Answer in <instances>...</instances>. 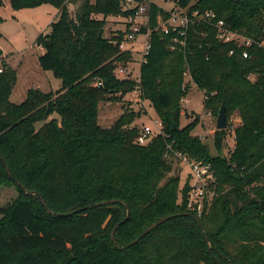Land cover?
Returning <instances> with one entry per match:
<instances>
[{
	"label": "trees",
	"instance_id": "obj_1",
	"mask_svg": "<svg viewBox=\"0 0 264 264\" xmlns=\"http://www.w3.org/2000/svg\"><path fill=\"white\" fill-rule=\"evenodd\" d=\"M8 2L15 11L41 4L56 9L49 31L35 44L45 51L41 68L61 86L46 93L31 87L22 103L11 102L16 72L0 51V182L18 191L14 203L0 206V264H264V0H175L174 6L214 12L253 41L248 49L220 42L216 28L206 24L192 25L184 47L172 49L171 39L181 37L160 31L168 12L150 4L151 48L140 67L139 98L161 121L162 134L146 145L136 143L141 111L126 108L108 128L98 120L102 102H118L137 85L114 74L133 57L113 43L121 32L104 35L107 17L131 13L124 0ZM186 77L203 93L204 111L216 116L224 105L227 118L238 115L234 149L227 155L226 130L214 133L212 154L192 134L198 115L180 125ZM96 80L102 87L94 86ZM171 151L211 165L215 195L201 216L186 208L188 184L179 186L180 170L173 163H180ZM17 182L41 193L51 213ZM110 200L116 202L94 206ZM121 202L129 217L115 230L114 245L113 228L126 217Z\"/></svg>",
	"mask_w": 264,
	"mask_h": 264
},
{
	"label": "rangeland",
	"instance_id": "obj_2",
	"mask_svg": "<svg viewBox=\"0 0 264 264\" xmlns=\"http://www.w3.org/2000/svg\"><path fill=\"white\" fill-rule=\"evenodd\" d=\"M156 4L165 11L174 7L175 0H147ZM71 11H75L74 5H69ZM56 9L49 4L37 5L33 8H25L19 11L13 10L9 3L0 5V17L3 21L0 23V51L1 57L5 63L16 72V82L10 95V101L20 104L26 97L29 88H38L40 91L55 92L61 86V80L54 77L50 71L41 68L39 57L44 55L42 47L35 44L36 39L42 33L49 31L50 23L56 18ZM97 19L102 16L97 15ZM125 17L116 18L109 16L105 19L104 35L110 37L111 32L125 30ZM142 21V20H141ZM142 40L137 38V43ZM136 43V44H137ZM139 49V47L136 46ZM140 51H137L132 57L133 72H138ZM185 83L189 86V92L185 99L188 103L183 106L185 114L181 115L180 125L185 126L196 115L199 116V123L192 131L193 135L199 136L205 144H208L212 154L215 153L213 148V139L216 129L217 115L211 114L206 116L207 112L203 107V93L199 91L189 80L185 78ZM132 96H123L118 102H102L99 107L98 120L99 125L103 128L111 127L112 124L123 114L124 110L131 107L133 110L141 111V116L137 119L138 124H147L152 126V120L156 118L152 107L147 101H130ZM57 117V115H52ZM227 118V117H226ZM227 128L225 140L223 141L222 152L227 155L234 149L235 129L240 125V119L236 113L231 114L227 119ZM41 123L37 124L39 127ZM173 168L179 169L181 178L179 186L182 187L189 175V169L183 167L177 162L173 163ZM18 199V191L15 186L7 182H0V206H8Z\"/></svg>",
	"mask_w": 264,
	"mask_h": 264
},
{
	"label": "built area",
	"instance_id": "obj_3",
	"mask_svg": "<svg viewBox=\"0 0 264 264\" xmlns=\"http://www.w3.org/2000/svg\"><path fill=\"white\" fill-rule=\"evenodd\" d=\"M128 9H131V13L128 14L125 18V30H117L114 33V36H119L121 32L120 40L113 41V43L118 44V49L120 52L129 51L132 53V56L140 51V59L138 61L139 69L138 72H133V68H130L132 61L128 65L118 64L115 68L114 74L119 79H133L137 82L136 87L129 93L125 94L126 96H132L134 99L130 101H140V67L143 63L146 62V56L148 55L151 43H150V34L151 30L149 27V7L150 2L147 0H124ZM168 17L165 20H162L159 23V29L164 35L171 34L173 32L177 33L181 37L179 40L176 37L172 38L171 41L173 45L172 49L175 48V44H178L181 47H184L186 42L187 29L192 25H210L217 30V39L220 42L228 43L234 42L238 47L250 48L253 44V41L249 38H246L232 30L224 23L223 20L217 19V16L212 11H202L199 9H190V7H180L174 6L171 10L167 11ZM142 20V21H141ZM143 28L146 30L143 31ZM141 37L142 40L137 43V38ZM137 43V44H136ZM139 47L138 48H136ZM233 51H230L229 55H232ZM242 58H248V51L243 49ZM2 68H0V73H2ZM95 87H102V82L96 80L94 83ZM188 103L187 99L183 98L181 100V115H184L186 112L183 106H186ZM207 115L210 116L211 113L206 111ZM227 128V127H226ZM234 129H231L232 131ZM162 134V123L156 117L152 120V126L147 124H142L139 129V134L136 138V143L139 145L148 144L155 136ZM235 139V138H234ZM172 157L175 160H178L179 163L189 169V175L187 177L186 183L188 184L187 191V200L186 208L190 212H194L197 216H201L206 213L209 209L210 202L213 199L215 193L212 188V183L214 182L213 171L210 164H203L201 162H196L189 159L183 154L171 151ZM168 156V155H167Z\"/></svg>",
	"mask_w": 264,
	"mask_h": 264
},
{
	"label": "water",
	"instance_id": "obj_4",
	"mask_svg": "<svg viewBox=\"0 0 264 264\" xmlns=\"http://www.w3.org/2000/svg\"><path fill=\"white\" fill-rule=\"evenodd\" d=\"M226 111H225V107L224 105H222L218 111V115H217V119H216V129L217 130H225L226 127H227V123H226ZM4 166H5V171L7 173L8 176H11V173H10V170L9 168L6 166V164L3 162ZM17 185L19 186V188L22 190V192L25 194V195H28V196H37L39 198V202L42 204V206H44V208L47 210L48 213H51V211L48 209V207L46 206V203L43 199V196L41 193L39 192H36V191H27L26 188L20 183V182H17ZM116 201L114 200H110V201H105V202H101L99 204H94V206H99V205H106V204H112V203H115ZM121 204H123L125 207H126V217L123 221L119 222L114 228H113V231L111 233V240L113 242L114 245H116V242L114 240V232L115 230L117 229V227L119 225H121L123 222H125L128 217H129V210L127 208V205L124 203V202H121ZM91 206H85L82 208V210H85V209H88L90 208ZM76 212V211H75ZM70 214V213H69ZM69 214H66V215H69ZM174 216H167L165 218H161L159 219L158 221L154 222L153 224H151L149 227H147L135 240H133L130 244H128L127 246L125 247H122V249H125L127 247H130L132 245H135L140 239H142L144 236H146L148 233H150L154 228L158 227L160 224L164 223L165 221L173 218ZM195 221L198 223L199 226L200 225V222L195 218ZM202 235H203V238L208 246V249L211 248V245H210V241L207 237V235L205 234V232L203 231L202 232Z\"/></svg>",
	"mask_w": 264,
	"mask_h": 264
},
{
	"label": "crops",
	"instance_id": "obj_5",
	"mask_svg": "<svg viewBox=\"0 0 264 264\" xmlns=\"http://www.w3.org/2000/svg\"><path fill=\"white\" fill-rule=\"evenodd\" d=\"M6 3H9L8 0H3V5H6ZM10 5V4H9ZM2 58V57H1Z\"/></svg>",
	"mask_w": 264,
	"mask_h": 264
}]
</instances>
